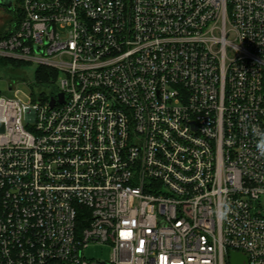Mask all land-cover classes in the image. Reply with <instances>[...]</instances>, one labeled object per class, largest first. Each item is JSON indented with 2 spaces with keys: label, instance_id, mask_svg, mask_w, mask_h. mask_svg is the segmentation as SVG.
<instances>
[{
  "label": "built area",
  "instance_id": "obj_1",
  "mask_svg": "<svg viewBox=\"0 0 264 264\" xmlns=\"http://www.w3.org/2000/svg\"><path fill=\"white\" fill-rule=\"evenodd\" d=\"M12 5L0 58L56 76L0 93V264H264V0Z\"/></svg>",
  "mask_w": 264,
  "mask_h": 264
},
{
  "label": "rangeland",
  "instance_id": "obj_2",
  "mask_svg": "<svg viewBox=\"0 0 264 264\" xmlns=\"http://www.w3.org/2000/svg\"><path fill=\"white\" fill-rule=\"evenodd\" d=\"M8 9L0 3V31H4L9 22ZM37 64L35 62H11L6 58H0V93L6 96L16 94L19 98L27 101L31 95V86L34 83ZM8 82L13 83L12 90L8 89ZM49 96V87L40 88ZM56 93V91H53ZM83 254L86 258L107 259L110 254L108 245L101 243H90L84 248Z\"/></svg>",
  "mask_w": 264,
  "mask_h": 264
},
{
  "label": "clouds",
  "instance_id": "obj_3",
  "mask_svg": "<svg viewBox=\"0 0 264 264\" xmlns=\"http://www.w3.org/2000/svg\"><path fill=\"white\" fill-rule=\"evenodd\" d=\"M252 134L255 137V148L259 158H264V130H261L257 125H252ZM233 213V207L230 199L227 196H223L218 202L214 216L220 222H227Z\"/></svg>",
  "mask_w": 264,
  "mask_h": 264
},
{
  "label": "water",
  "instance_id": "obj_4",
  "mask_svg": "<svg viewBox=\"0 0 264 264\" xmlns=\"http://www.w3.org/2000/svg\"><path fill=\"white\" fill-rule=\"evenodd\" d=\"M0 3H2L8 10L13 9L12 0H0ZM59 99L62 101V94H59ZM50 104H53V100L50 101ZM228 264H247L246 256L235 250H230L228 252Z\"/></svg>",
  "mask_w": 264,
  "mask_h": 264
},
{
  "label": "trees",
  "instance_id": "obj_5",
  "mask_svg": "<svg viewBox=\"0 0 264 264\" xmlns=\"http://www.w3.org/2000/svg\"><path fill=\"white\" fill-rule=\"evenodd\" d=\"M8 12H11L16 22L19 21L20 19L19 11H18V14L17 13L15 14L12 10H8ZM5 34H6L5 31H0V37H2ZM55 76H56V73L53 70L47 69L46 67H38L35 72V78H36L35 82L37 83L39 81H47L49 78H53Z\"/></svg>",
  "mask_w": 264,
  "mask_h": 264
}]
</instances>
